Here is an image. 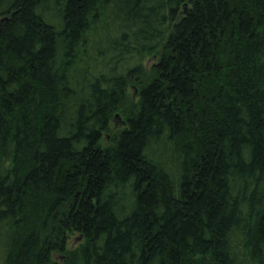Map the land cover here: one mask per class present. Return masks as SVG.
<instances>
[{"label": "trees", "instance_id": "trees-1", "mask_svg": "<svg viewBox=\"0 0 264 264\" xmlns=\"http://www.w3.org/2000/svg\"><path fill=\"white\" fill-rule=\"evenodd\" d=\"M0 264H264V0H0Z\"/></svg>", "mask_w": 264, "mask_h": 264}, {"label": "rangeland", "instance_id": "rangeland-1", "mask_svg": "<svg viewBox=\"0 0 264 264\" xmlns=\"http://www.w3.org/2000/svg\"><path fill=\"white\" fill-rule=\"evenodd\" d=\"M155 59H156V57H154V58H151L150 56L145 57L144 64L148 70L151 68V66L155 62ZM130 91L134 96L136 89H134V87H131ZM118 116L120 117V114H118ZM123 124H124L123 119H121V121H115L114 120L112 125L116 128H119V126H122ZM80 241H81V238H80L79 234L72 235L68 241V247L69 248L75 247L79 244ZM55 257L58 260H62V257L58 256V254H55Z\"/></svg>", "mask_w": 264, "mask_h": 264}, {"label": "water", "instance_id": "water-1", "mask_svg": "<svg viewBox=\"0 0 264 264\" xmlns=\"http://www.w3.org/2000/svg\"><path fill=\"white\" fill-rule=\"evenodd\" d=\"M115 120H117V121H121V118L118 116V114H116V116H115ZM123 122H125V121H123Z\"/></svg>", "mask_w": 264, "mask_h": 264}]
</instances>
